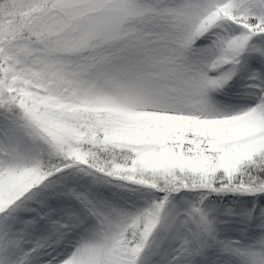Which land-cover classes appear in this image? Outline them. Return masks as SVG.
<instances>
[{
  "label": "snow or ice",
  "instance_id": "obj_1",
  "mask_svg": "<svg viewBox=\"0 0 264 264\" xmlns=\"http://www.w3.org/2000/svg\"><path fill=\"white\" fill-rule=\"evenodd\" d=\"M0 264H264V0H0Z\"/></svg>",
  "mask_w": 264,
  "mask_h": 264
}]
</instances>
